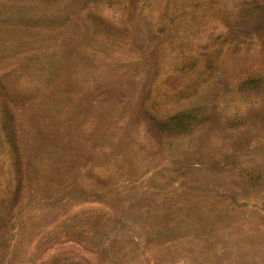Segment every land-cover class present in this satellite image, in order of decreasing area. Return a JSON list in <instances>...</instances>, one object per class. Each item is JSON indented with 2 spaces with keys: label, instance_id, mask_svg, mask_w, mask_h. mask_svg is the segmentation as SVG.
<instances>
[{
  "label": "rangeland",
  "instance_id": "obj_1",
  "mask_svg": "<svg viewBox=\"0 0 264 264\" xmlns=\"http://www.w3.org/2000/svg\"><path fill=\"white\" fill-rule=\"evenodd\" d=\"M0 264H264V0H0Z\"/></svg>",
  "mask_w": 264,
  "mask_h": 264
}]
</instances>
